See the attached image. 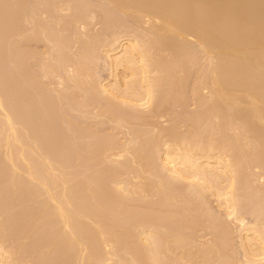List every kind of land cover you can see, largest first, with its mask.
I'll return each instance as SVG.
<instances>
[{"label":"bare ground","instance_id":"1","mask_svg":"<svg viewBox=\"0 0 264 264\" xmlns=\"http://www.w3.org/2000/svg\"><path fill=\"white\" fill-rule=\"evenodd\" d=\"M19 1L21 2V0ZM41 1L45 3V5H49V9L48 7H46L47 11H45L46 9H44V12L42 11L43 12L42 14H44L46 18L43 19L44 21L41 20L43 21V23H41L42 26L41 28L43 31L42 30L39 31V32L42 31L43 33L44 31H46V33L44 34L42 32L40 33V35L43 34L45 36L46 41L44 40L45 42L44 47L45 46L47 47L50 44L49 47L51 49L48 50H51V54L48 53V55L50 56L49 58L48 55L46 57L49 59L48 64L46 65L42 64L44 66H42V68L40 67L41 69L40 77L36 76L37 77L36 78L34 77V74L33 76H31V74L29 75L28 73L27 75L24 72L25 70H27L26 65L24 64L26 61L32 59L33 55H31V53H28L29 55L28 56L26 54L27 52L26 50H25L26 52L24 50H23L24 52L20 51L21 53L19 55V58L17 57L18 61L16 63L17 67H19L18 87H17L19 91L17 105L19 103V106L18 107L15 106L16 108L14 107L15 111L14 110L12 111L11 110L12 108L10 109L8 107L9 103H7V101L9 98L8 99L6 98L7 99L6 101L5 96H2V94H0V152L3 154V157L1 158H3V160L5 161L4 163H7L8 167L11 168L10 170H12L11 172L15 177L23 176V178L28 179L29 181L28 185L37 183L35 185H37L41 189V190L39 189L40 191H43L42 193H44V195L42 194V197L43 198L45 197L44 203L46 208L44 206V210L41 209L42 211L41 212L40 210H38V207L37 208L34 207L36 206L35 199L33 200L34 202L33 205H32L33 202L31 201L29 202L30 205H28L29 203L25 204V202L29 201L30 199L29 197H31L30 196L31 194L30 191H27V193L29 192V194L26 193L25 196L23 197L26 190L24 193L22 192L23 195L20 194L21 188L19 187H21L22 183L20 184L18 182H15L16 180L15 179V180H11V182H9L8 185L6 186L7 189H12L14 192V195H12V199L13 196L14 198H18L17 200L15 199L14 201H12L11 207H14L16 205L15 208L16 207L19 208L20 206L21 209V210L19 209L20 214L21 212L26 211L25 218L26 217L27 219L29 218L28 221L30 224L27 225L29 227L25 231V233L21 234L22 238L24 241L28 240L29 242L30 240L29 237H31L29 235H31L30 233L32 232L30 231V229L33 230L34 232L35 231L34 229H37L36 228L37 225L41 223L43 219L45 220L47 216L49 217L50 220L47 219L48 229L46 228V232L49 233L46 235L51 237L50 231L54 232L53 230H57L55 233L59 236L58 239L54 240L55 242L54 241L51 243L48 242L49 245L47 243L45 245L44 243L43 245L44 250L42 248V245H39L40 246L39 252L37 248L35 249L37 254L35 252L36 260L34 259L35 262L34 264H46L45 262L47 259H43V256L45 255L48 259L50 258H52L53 260L55 259V262L57 261L56 263L58 264H62L63 261L65 263L66 261L64 260V256L68 257L67 255L69 251L68 249H72L71 252H73L74 250H77L78 252L75 254L77 257L72 256L75 259V260L72 259V262L73 263L75 262L74 264H232L234 260L233 256L228 257L226 253V251H229L228 247L227 246H226L227 248L221 247L222 246L221 241L222 239L227 240L226 237L220 238L221 241H219V239H214V237L212 239H209L208 237H211L210 234L212 233L208 232L206 234L208 235V237H206V235L203 236L206 238L203 239L204 241L202 239L199 240V238H194L195 236H198L199 230L200 232L202 230L203 233H205L204 230L207 229L209 225L211 226L212 224H214L212 223L213 222L212 220L214 218L213 215L214 213H212L213 210H211V208L209 209V207H211L209 206L210 204L209 199H213V203L215 204L216 209L218 211L223 212L226 218L230 219L232 224L236 226L238 225L240 228L239 230L237 229L239 231L237 232L238 235L236 234L237 237L235 236L236 232L234 233V235L230 234V232L229 234L235 236L238 241L237 243L238 245L237 244L236 245L241 252L239 250L238 251L242 254L241 264H264V228H263L264 226L263 227L259 226L260 225L258 223L259 220L256 223L257 218L259 219L264 216V210L261 209L262 207H264V205H261L264 200L261 202L257 198L259 197L264 199V192L262 193L263 191L262 188L264 189L263 187L264 184L261 185L260 183H257L259 177L258 178L255 177L259 175L258 173H256V175L255 174L253 175V172L250 169L253 166L250 165L249 162L250 160L247 161V159H249L250 156H247L248 154H245L244 156V154L241 152L242 150L240 147L241 145L240 143H242L243 140L248 142V139H250L249 137H251L250 134L252 132H249L250 134L248 135L247 132L250 131L252 127L254 128V131L256 128L259 129L260 126L264 127V0H106L107 3L103 2V0H97L100 2V4L103 2L102 4L105 5L106 3L107 5V6L105 5L106 10L107 8H109V10L110 9L113 10L114 14L116 13V15L119 13V15L127 16L129 19L131 18L132 20L130 21H133V24L131 23L130 24L134 25L132 27L133 28L132 33L128 32L129 31L128 28L125 30V28L123 27L124 25L119 27V32L117 30L118 27L113 26V28L116 27L115 29L117 32L113 30H112L113 32H109L111 34L109 35L111 38L108 36L109 39L108 38L107 39L109 40V42L106 41L107 44L104 46L103 49L99 50L98 46H95L97 47L98 52H95L97 51L96 49L95 51H93V49L90 50L89 49L90 47L88 46H90L91 44L89 42L87 46L85 45L86 47L84 48L79 47L80 49L84 50V52L82 51L79 53L73 52V50L77 51V49H74V47L79 46L80 45L79 42L78 43L74 42L76 44L75 45L74 43H72L73 41L71 42V40H74V37L76 39L80 37L85 31V27L91 24V21L95 16V14L94 16H92L93 15L92 12H89V14L91 13V16H87L88 14L83 15L87 13V9L85 13L84 12L82 13L81 10L85 11L84 8L86 7L88 8V6H85L84 4L85 0L84 1L63 0L62 3L65 4L62 5L60 2L61 7H59L60 5L58 4L59 3L58 0H48L49 3L47 2V0L46 1L40 0L37 1V5ZM91 1L92 0H90V3L92 4ZM70 2H72V4ZM75 2H77L78 4L81 3L79 5L84 4L82 6L83 8L82 7L78 8L79 5ZM67 5L70 7H68ZM64 7H66L65 9L68 12V14L67 13L64 14L65 13V9H63ZM92 11H94V8L92 9ZM115 17L116 16H113V18ZM27 18L28 16L25 15L21 16L22 27L20 26L21 30L19 31V36H18V39L20 40L18 42L19 44L18 47H20L21 45L20 49H23L25 46V44L23 46L21 43L23 42L26 43V38H25L26 35L24 29H26L29 22L28 20H26ZM100 18H103V16L102 17L100 16ZM64 20L66 21L64 22ZM104 20L105 18L103 19V21ZM109 20L108 22H110ZM124 20H126V18L125 19L123 18V21ZM26 21H27V25L25 24L24 26L23 24ZM113 21L114 19L111 21L112 24L115 23V21L114 22ZM119 22L121 21L119 20ZM31 23L33 22H30V24ZM143 25H146V28H143L142 27ZM33 26L31 28H33ZM78 26H82L84 29ZM29 27L30 26H28V28ZM37 27L39 28V26ZM122 27L124 28L125 31L122 29ZM110 28L112 27L110 26ZM80 29L82 30V32ZM33 30L34 29H31V32ZM68 30L71 31L69 32V34L71 33L70 35L67 34L69 38L67 36L66 37L63 36L65 34V31L67 32ZM108 31L109 30L105 32ZM87 32H85L86 33L85 35H87ZM105 32L103 31V33ZM114 32H116L117 34ZM96 33H98V31ZM43 35L41 36L42 38H44ZM85 35H82L80 37L81 41L82 39H84V41L86 40L83 37ZM37 36L38 35H36V37ZM33 37H35V35ZM30 40L32 41L31 38L29 39V41ZM33 41L35 42V40ZM46 42L49 44L45 45ZM192 45H195V47ZM85 48L87 49L85 50ZM33 50H34V46H33ZM94 52L96 54H94ZM197 53L207 60V62L205 60L206 62L205 65L208 64L207 65L208 67L206 66L208 69L204 68L205 74L202 72L204 75L202 76L203 78H201L202 81L204 82L203 83L201 82L200 83L201 85L198 84L199 86H201V87L198 86L201 91L197 90L198 88L197 86H195L197 88L196 89L194 87L195 90H197L196 95H193V97L191 98L195 97V99H197L198 95H202L201 92L204 91L209 92V93L206 92L209 97L208 98L207 96L204 97L205 99H207L206 102L204 101L205 99L203 97L202 100L204 102H201L200 100H199L200 102L195 101L196 104L197 102L199 103V106L197 107L200 108L204 107L203 111L205 109L204 113H202L203 111L200 110L201 111L200 112L201 114H199L201 115L200 118L205 117L206 115H207L206 116L207 119L211 118L209 117L208 113L210 114L212 112V110L210 109L212 103L210 104L208 102L213 101L214 104L215 103L217 105L219 104L218 106L214 104H213L214 107L212 106L213 112L211 115H213L212 117L213 119L211 118V120L213 122L215 121L214 122L215 127L214 126L212 127L210 125V124L213 125V122L211 120L209 121V119L208 121L210 123L207 121L206 118H203V120L204 119L206 120L204 122L202 119H200V121L191 119L190 122L192 123L193 121L195 122L198 121V124L196 123L198 127L197 129H199V127L202 124L204 125V126L202 125L203 127L201 126L202 129L200 128L201 132L196 133L195 128L193 131L192 125L188 126L189 128L187 129L183 127L184 129H186V132L187 131L188 132L187 133L180 132V135L182 134L184 136H181L182 138H179L180 135L179 136L177 134L175 135V133H178L177 130L172 132L173 128L171 126L170 132H172L176 137L170 140V138L173 137V134L168 132V134L172 135V137H169L170 135H168L166 131L165 132L166 137H169V139H167L169 141H163L166 138H164L165 135L163 136V133L161 132L162 128L160 129V132L158 131V133L156 132L157 128L154 130L151 129L152 131L155 132L156 135H154L153 134L154 132L152 133V131L149 130L147 131L146 128L143 131H139V130L135 131V129L132 130V128L130 129V127L133 125L132 124L133 122L132 121H131L132 123L130 122L132 125H130L129 127L127 124L129 122L128 120H134L135 118H137L135 120H138L140 118V117L139 118L135 117L130 113L129 116L128 114L125 116L126 117L125 119H122L123 117H121L118 119L111 120L112 121L111 123L115 127H111V126L110 127L115 128L116 130L113 129L114 131H117V129H120L122 131L124 130L125 132L124 136H126V140L122 141L124 138L123 137L121 140L122 142L117 141V143H115L116 138L114 139L115 142H113L114 135L113 134L111 135L110 133L109 134L112 137V139L111 137L109 138L105 137L104 134L102 135V137L104 138L100 139L97 132L95 133L97 135H92V134L87 135V133L85 134L83 132L84 135L82 136L85 135L87 136L85 138L84 137L80 138L81 135L79 134L80 135L79 136L78 133L82 132L80 131L81 129H78L79 132L78 130L75 131V129H73L75 127L78 128V126L79 127L82 126L84 124L83 119L85 118H87V120L85 121H88L90 117L91 118L95 117L98 120L99 118H103L102 120H104L106 119L105 117H107L108 119V114L110 112L108 107H110L111 105H112L111 107L113 108L118 107L117 109L119 110L124 109V111L127 110L126 112L130 111L134 113L135 111L141 113V111L144 112L145 110L148 109L149 110L148 113L152 114V112L154 111L151 110L156 109L153 106V103L157 102L156 100H158L159 98L161 100L163 98L162 102L159 100L162 104L164 103L163 102L164 98H165V102L168 101L167 100L168 97L170 100L171 93L169 91L176 84H178L177 82L174 81H179L178 76L181 75V74L179 75V73H182L184 71V70L182 72L180 71L182 68L181 64L184 63L183 65L184 69L187 67V64L188 66H190L189 69L195 67L193 65H194V61L197 60L195 58L197 57L196 56ZM43 56L41 58H43ZM91 61L94 62L96 61L97 63H103L105 65L108 72L107 75L110 79L109 82L107 83L97 82L96 85L94 86L92 85V83L89 81L90 79L88 73L90 69V68L88 69V66L91 63ZM199 62H201L200 59ZM93 64L94 63L92 62V65ZM24 66H25V70H23ZM172 66L178 68V70L176 68V70L178 71L177 74L178 79L174 78L176 74H172L174 72V71L172 72L171 70ZM179 66H181V68ZM101 67L102 66H100V68ZM15 70H17V68ZM199 72H201V70ZM182 77L184 76L182 75ZM184 78L182 79L184 80ZM188 78L190 79V77ZM52 79H56L61 86L62 84H64L63 81L65 79V82L70 85V86L68 85L69 89L72 91L70 93L72 96V101L70 102L67 101V103L66 102L63 103V101L61 100L62 96H59L60 98L56 97L58 98V101L55 99L57 101V105L55 104L56 112H58L56 116L53 113L55 111H52L55 110V108L51 109L52 107L50 108L49 105H48V109L46 106L42 107L48 102L47 99L48 95L46 93L48 90L50 92L52 86L50 88L49 87L50 84L48 85L49 89L45 91L46 93L43 91L44 89H42V87H41L42 90L38 88L40 89V91H42L41 92L42 94L36 93L37 87H35L36 89L35 91L33 90L34 83L37 82L40 83L43 82V80L47 82V80H52ZM169 80H171L172 82H170ZM43 83L45 84V82ZM184 85L185 84H183L182 88L179 89L180 91L178 90V88H177L178 92L174 90L175 95H178L179 92L180 94H182L183 91L181 90L184 89L183 88ZM191 86L192 85H190V87ZM17 88H15V90H17ZM67 88L65 89L67 90ZM53 89H51V91ZM165 89L166 92L168 89L169 92V94H167V96L169 95L168 97L164 93ZM53 93H55V91ZM161 93H163L167 97V99L165 96L161 98L160 95ZM206 93L204 95H206ZM77 94H81L82 96H78ZM193 94H195V91ZM76 95L77 97H82V102L77 101L79 98L76 99ZM93 95H95L96 97L97 96L101 97L102 98L101 100L104 99L105 100L104 102H106L105 105L107 106L102 107V105H100L101 108L99 109L98 106L101 101L100 99H98L99 100L98 101L99 104L97 103L98 106L95 102L96 100L95 101L92 100V105H91V101L89 98H91ZM177 98L183 101L184 97L182 98L177 96ZM200 98L201 96L198 99ZM12 99L9 100V102L13 101ZM37 101H39V104L41 105L40 108L43 109V110L40 109L41 110L40 115L42 116L41 118L44 117L47 120V122L46 120L44 119L43 120L47 124H51V125H52L51 122H53L54 120L56 121L60 120L59 121L60 123L58 122L60 125L58 126H60L61 129H63L70 137L67 140L68 143L67 141L65 142L62 141L67 145L63 146V143L61 142L62 144L61 143L60 144L62 145L61 147L62 149L60 148L61 145L59 146V149L64 151L65 153H62V151L60 150L59 151L62 154H66V155H62L63 157H60L63 159V161L65 159L64 162L62 161V159L61 161H58L53 158V157L57 158L60 155L59 152H55L56 153L55 155V153L51 150L52 149L51 147H49L50 149L48 150V143L50 142L49 138L54 133H57V130L55 129L58 127L56 128L47 127V130L43 131L44 130L43 127H45V125L47 126V124L42 121L44 123V126H42L41 125L42 122L40 125L37 124L39 122V119H37L38 122L37 120L35 121L37 115H39L40 110H38L39 112H37L36 110L38 114L35 115V111L33 110H35L36 107H33L34 108L33 110L31 108L32 106H34V104L36 105L38 104L36 103ZM94 102L96 106H93ZM12 103L9 104V106L12 105ZM154 104L156 105L157 103ZM206 104H208L209 106L208 108ZM165 105H167V103ZM91 106H93L92 108L96 107V109L98 107L99 110L97 109L98 111L94 113H90L89 109ZM238 106L244 108L243 110L244 114L241 113L242 111L241 108L233 109V111H231L232 107L236 108ZM205 107L207 109H210L211 112L208 111ZM214 108L216 109V114H214L215 111ZM159 109L156 110V112L159 111ZM238 109L239 111H237ZM234 110L236 113L234 112ZM223 111H224V115L225 113L228 115V113L231 112L232 115L231 113L229 114V116L231 115L230 116L231 118L230 117L227 118V116L225 115L226 117L225 119V117H223V113H222ZM119 112L120 111H118V114L121 113ZM237 112L241 115L243 114L242 116H244L245 112H247L249 116L245 115L246 119L244 117L243 118L241 117L242 121L240 119L239 122L238 121L236 122L234 120L237 119L235 115L238 118H240ZM13 113L16 114L13 115ZM196 113H198V111H196ZM233 113H235L234 117H232ZM52 114H54V116H52ZM202 114L204 116H202ZM79 116L80 118H82V119L79 118V120H82L81 121L83 123L82 125L81 122L80 124H78L79 122H77L79 121L77 119V117ZM113 116L115 115L113 114ZM153 117L156 118V116ZM185 117H189V115ZM248 118H250L251 120L250 119L247 120ZM96 119H93L92 121ZM151 119L153 120V118ZM197 119L199 118L197 117ZM232 119L235 122L232 123L233 121ZM248 121L249 122L252 121L254 126L251 122L252 125L250 127L249 125L250 123ZM186 122L190 123L189 121ZM100 123L101 122H99V124ZM188 123H186L185 126H187ZM234 123L236 124L233 125ZM86 124H88V122L85 123L84 125ZM88 126L86 127L87 129H89ZM232 126H234L235 128L237 127L240 130V132H242L241 131L242 128H243L242 130L246 129L247 131L246 130L244 131V133H246V135L244 134L245 135L244 137L246 138L248 136V139L246 140L244 137H241L239 135V134L242 135L243 133L237 134L238 129L236 128L237 130H235V128ZM231 127L235 132L231 130ZM150 128H155V127H153L152 125V127ZM174 128L177 129L180 127L178 126L176 128V126H174ZM260 128L262 129V127ZM168 129L170 130V128ZM230 130L232 134L229 132ZM89 131L91 130L89 129ZM259 132H261L260 129ZM259 132L258 134H256L257 136L260 135ZM233 133L236 134L233 135ZM255 133L256 132H253V135ZM152 134L154 135V140H156L157 142L160 140L158 143L157 142L156 144L154 143V145H153L154 140L151 141V138L153 137ZM230 135H232V137ZM237 135L240 138L239 140L242 141L237 140L238 139L236 138ZM233 136H235L236 139ZM227 137H228V141H227ZM229 137H231L232 139ZM252 137H251L252 141L251 140L250 141H251V145L253 142L254 145H252V148H250L251 153L254 147L257 144H258L257 146H259L260 144L258 138L255 139L254 141ZM230 139L234 141L233 145ZM79 141H81V143H79L78 145ZM46 142H47L46 146L42 145ZM262 145L264 146V144ZM78 146L81 149L80 148L78 149ZM259 147H255V148L258 150ZM55 148H58V146H55ZM236 148L241 154L236 151ZM75 149L76 152L80 151L79 154H76L74 152ZM256 149L254 150L257 152ZM259 149L262 150L261 148ZM233 152L235 154H233ZM251 153L250 155H253V153L252 154ZM85 154L86 155L88 154V159L83 164L84 158L87 157L84 156ZM230 154H231L230 159L232 160H230L229 158L226 159L227 157H229ZM82 155L84 156L82 158L83 160H81ZM64 156L66 158H64ZM236 157L239 158L236 159ZM259 157L260 156H257V159ZM252 158L256 159L255 157ZM80 161L81 162L83 161L82 162L83 166L80 165L81 164ZM246 161L249 163L247 164ZM256 164H260V162ZM76 165L78 166V168ZM257 166H255V168ZM245 167H247V169ZM261 167L257 169H261ZM262 174L264 175V172ZM161 178H164L165 181L163 182L162 181L163 179L161 180ZM173 184H179L177 187L179 188V190L181 189L179 186L182 187L181 189L182 193L178 191L180 193L178 194L176 192V189H173L174 188L172 187L174 186ZM258 184H260L261 186ZM6 187L4 185V189H6ZM17 187L18 189H16ZM235 187L239 189L234 190ZM15 190L17 191L19 190V195H17L18 192ZM233 190L236 191V193L235 192L233 193ZM241 191H243L244 193ZM257 193L261 196H258ZM35 194L36 193L33 192V195ZM233 194H235L234 195L235 197L233 196ZM237 194H239V197L240 194H242L243 197L242 196L241 197L243 199H245L246 197L248 198L251 197V198L245 201L242 198H238ZM15 195L17 196L15 197ZM40 196L38 197L34 196V197L36 199H41L39 198ZM204 197L205 199L207 198L208 202L207 200L204 199ZM1 198L2 197H0L1 200L0 203L2 202L3 199ZM236 199H238L239 202L238 200L236 202ZM240 199H242V201H244V203L247 204L245 205L247 206V208L249 207L250 200H251V204L255 202L254 204H252L253 209L257 206V208H255L256 209L255 211L256 212L258 211L259 213L257 214V218L255 219V222L252 225H247L249 223L244 224V221L242 220L243 218H241L242 217L241 213L243 214L245 213L243 211L238 210L239 212H241L239 214V212L237 211V209L240 208V204H243V202ZM23 200H25V202ZM17 201L18 204L20 205L16 204ZM21 201L24 202L23 205L25 206L22 205ZM189 205L198 207V210L196 209V207H194L196 210L193 207L191 208L195 210L196 214L197 211L198 213L200 212L198 214L199 216L193 218V220H189L188 218L190 217L187 218V216H184L185 218L184 217L182 218L181 216L177 217V215H182L184 213L186 214L190 213L191 216L195 217L194 215L195 212H193L192 214L191 212L193 210L190 207H189L190 211L189 212L187 211V207ZM37 206L40 207V205ZM258 207L259 210H257ZM24 208L26 210H23ZM29 208L33 210L34 214L33 212H31L32 210L30 211ZM132 209L144 210V213L147 212V214L145 213L146 215L144 214L139 216L140 214L138 215V213L140 212L137 211L138 212L137 215L133 214L135 210L132 211ZM35 211H37L38 213ZM164 212H167L168 214L170 212L169 215H171L172 218L173 217L178 218L176 220L177 221L179 220L180 223L174 221L175 219H172L174 221L173 223L175 224L176 222L178 225L182 224L183 227L181 225V229H180L179 228L180 225L177 226L176 224L177 226L176 228L178 229L170 230L172 229V227L174 228L173 226L174 224L171 223L172 225L170 224L166 225L167 227L168 225H170V228H168L169 229L168 230L166 229V227L162 226L165 221L163 222L160 216L161 214L163 215ZM155 213H157L156 215L158 216L160 215V216L158 218L156 217L154 218ZM23 216L24 215H22L21 217ZM164 217H165V213H164ZM179 217L181 218L179 219ZM31 218L33 219V222L31 221ZM127 218L129 219L127 220ZM21 219L24 220V217ZM181 219L183 220L181 221ZM159 220H161L163 223ZM25 221L27 220L25 219ZM45 221L44 222L42 221V224L46 223ZM167 221L165 223H167ZM51 222H53V224L51 226L50 225L48 226V223L51 224ZM220 222L221 221L219 220V224ZM122 223H126V225ZM21 224L24 226L23 223ZM219 224L218 225L217 223L214 224L216 225L214 226V228H216L217 226L220 227L221 224L220 225ZM39 226L40 225H38V227ZM125 226H127V228ZM41 227L42 226H40L38 230L41 229L44 230L45 228L44 224H43L44 228ZM49 227L51 228V230H49L50 229ZM52 228L54 229L52 230ZM58 228L60 230H58ZM212 229L213 227L211 228V230ZM216 229L214 230L216 233H218ZM218 229L221 230V228ZM1 230L2 229H0V233L3 234L2 235L0 234V263L1 264H33L32 262L33 257L31 258V256L34 255L33 253L34 250H31V246L28 247L30 248V250L28 249V251L29 252L31 251L30 252L31 254H29L28 251L22 249L24 250L22 253L27 252L28 254L24 253V255L22 254V256H18V254H21V252H18V247H14V245L12 247L9 244V243H13V239L9 240L8 238L11 237L9 235H8L9 237L5 235L4 229L2 231ZM6 232L8 231L6 230ZM194 232L197 235H195ZM224 233L227 234L226 232ZM219 234H217V236ZM229 234H227L228 238H229ZM57 235H55V238H57ZM193 235L195 236L193 237ZM200 235L201 234H199V236ZM120 236L122 237L125 236L126 238L125 237L124 238L128 240L121 243L120 240L122 239V237ZM6 237L10 241L9 243L7 239H5ZM119 237L121 238L120 240ZM216 240L218 244H221V246L215 243ZM51 244L52 245L55 244L53 248ZM47 245L49 248L47 247ZM120 246H122L121 249H119ZM13 248L16 251H14ZM24 248H27V246ZM45 248L47 249L46 251ZM60 248H62L63 250ZM50 249H53L54 254L58 256L57 260L56 257H52L54 255L51 254L53 253L52 250H51L52 252L50 253ZM229 249L231 250V248ZM118 250L119 253L122 252L121 254L126 255L125 259H123L124 256L123 257L119 256L120 254H118ZM19 251H21L20 248ZM41 251L42 253L40 254ZM232 252L230 251L228 253L232 254ZM239 252L238 254L239 256H241ZM38 253L42 257L41 256L38 257ZM59 254L61 256L60 260H58L60 257ZM52 259L48 261H51ZM51 262H52L51 264H53V261ZM49 263L50 262H48V264Z\"/></svg>","mask_w":264,"mask_h":264},{"label":"rangeland","instance_id":"2","mask_svg":"<svg viewBox=\"0 0 264 264\" xmlns=\"http://www.w3.org/2000/svg\"><path fill=\"white\" fill-rule=\"evenodd\" d=\"M32 1V2H31ZM37 1H40V0H21V2L19 1V0H0V94H2V96H5V100L7 101V99H8V101H7V103H9V104H11L12 102V105H10L9 106V104H8V107L13 111H15V108L16 107H18L19 106V103H18V105H17V102H18V95H19V91H18V74H19V67H17V61H18V58H19V55H20V51H25L26 52V54L28 55V53H31V55H33V57H32V59H30V60H28V61H26L25 62V64L24 65H26V69L27 70H25V66L23 67V70H25L24 72L27 74H31V76H33V74H34V77H40L41 76V69H40V67L42 68V66H44V65H42V64H48V61H49V56L50 55H48V53L49 54H51V50H48V49H51L49 46H50V44L49 43H47L46 42V44L45 45H48L47 47L45 46L44 47V40H45V36L43 35L44 33H46V31H44V33L42 32L43 30H42V26H41V23H43V19H45L46 17H45V15L44 14H42L43 12H44V9H46L45 11H47V8L46 7H48V9H49V5H45V3H43L42 1L41 2H39V4L37 5ZM43 1H46V0H43ZM65 1V0H64ZM69 1H71V0H69ZM75 1V0H74ZM77 1V0H76ZM84 1V0H83ZM89 1V2H88ZM94 1H97V0H92L91 2H92V4L90 3V0H85L84 1V4H85V6H88V8L86 7V8H84L85 9V11L84 10H81L82 11V13L84 12H86V9H87V13H85V14H83V15H87V16H91V13L89 14V12H92L93 13V15L92 16H94V14H95V16L93 17V22L91 21V24H89L88 26H90V27H85V31H84V33L82 34V35H85L86 33L85 32H87V30H88V32H87V35H85V36H83L86 40L84 41V39H82V41H81V36L80 37H78L77 39L74 37V40H71V42L72 43H78L79 42V46H75L74 47V49H77V51H75V50H73V52L74 53H79V52H84V50H82V49H80L79 47H86L87 46V44H89V42H90V46H88V47H90L89 49L91 50V49H93V51H95V49L97 50V51H95V52H98V49H97V47H95V46H98V48H99V50L100 49H103L104 48V46L107 44L106 43V41H108L109 42V35H111L109 32H113V31H116V27H118L117 28V30H118V32H119V27L120 26H122V25H124L123 27L125 28V30L128 28V32L129 33H132V27L134 26V25H131V24H133V21H130V20H132L131 18L129 19L127 16H123V15H119V13L116 15V13L114 14V11L113 10H109V8H107V10L105 9L106 7H105V5H106V0L104 1L103 0V2H106L105 3V5L104 4H100V2L99 1H97V2H94ZM47 2L49 3V1L47 0ZM56 2V1H55ZM59 2V3H58ZM58 4L60 5V2H61V4L63 5V4H65V3H62L63 2V0H58ZM73 2V1H72ZM72 2H70L71 4H72ZM79 2V1H78ZM82 2V1H81ZM87 2H88V4H87ZM33 3V4H32ZM41 3H43V4H41ZM75 3H77V2H75ZM83 3V2H82ZM90 3V4H89ZM23 5V7H22V5ZM78 4V3H77ZM79 4H81V3H79ZM78 4V5H79ZM83 4V5H84ZM100 4V5H99ZM30 5V6H29ZM34 7V9H33V7ZM51 5V4H50ZM57 5V4H56ZM58 5V6H59ZM83 5H79L78 6V8L79 7H82ZM97 5H99V6H97ZM28 6V7H27ZM43 6V7H42ZM68 6V5H67ZM66 6V7H67ZM71 6H73V5H71ZM94 6V7H93ZM102 6V7H101ZM104 6V7H103ZM107 6V5H106ZM20 7V8H19ZM39 7V8H38ZM51 7V6H50ZM59 7H61V5L59 6ZM63 7V6H62ZM66 7H64L63 9H65ZM68 7H70V6H68ZM109 7V6H108ZM30 8V9H29ZM83 8V7H82ZM94 8V11H92V9ZM100 8V9H99ZM111 8V7H110ZM19 9V10H18ZM23 9H24V11H23ZM29 9V10H28ZM40 9H42V10H40ZM68 9V8H67ZM20 10H22V11H20ZM38 10V11H37ZM34 11V12H33ZM43 11V12H42ZM49 11V10H48ZM81 11H80V13H81ZM96 11H99V12H96ZM103 11V12H102ZM107 11H108V13H107ZM29 12V13H28ZM38 12V13H37ZM33 13H35V14H33ZM68 14V12L66 11V9H65V13L64 14ZM102 13H103V15H102ZM107 13V14H106ZM110 13H112V14H110ZM21 14V15H20ZM38 16H37V15ZM40 14V15H39ZM101 14V15H100ZM22 15H25V16H28V18L26 19V20H28L29 22H28V25H27V21L23 24L24 26H25V24L27 25V27H26V29H24L25 30V35L27 36L28 34V36L26 37L25 36V38H26V43L25 42H23V43H21L23 46H24V44H25V46H24V48H23V46H22V48L23 49H20V47H21V45H20V47H18L19 46V44H18V42L20 41L19 39H18V36H19V31L21 30L20 28L22 27V23H21V16ZM102 17L103 16V18H100V16ZM106 15V16H105ZM108 15V16H107ZM111 15V16H110ZM36 16V17H35ZM42 18H41V17ZM99 16V17H98ZM113 16H118L117 18L115 17V18H113ZM121 16V17H120ZM110 17V18H109ZM120 17V18H119ZM39 18H40V20H39ZM96 18V19H95ZM105 18V20L103 21V19ZM108 18V19H107ZM123 18L125 19L126 18V20H124L125 21V23H124V21H123ZM127 18H128V20H127ZM32 19V20H31ZM88 19V18H87ZM106 19H107V21H106ZM110 19V20H109ZM114 19V21H115V23H113L112 24V20ZM34 20V21H33ZM41 20H43V21H41ZM86 20V19H85ZM101 20V21H100ZM108 20L110 21V22H108ZM119 20L121 21V22H119ZM41 21V22H40ZM66 20H64V22H65ZM95 21V22H94ZM97 21V22H96ZM103 21V22H102ZM113 21V22H114ZM30 22H33V23H31L30 24ZM98 23V24H97ZM103 23V24H102ZM128 23H129V25H128ZM131 23V24H130ZM30 24V25H29ZM39 24V25H38ZM106 24V25H105ZM111 24V25H110ZM117 24H118V26H117ZM34 25V26H33ZM109 25V26H108ZM21 26V27H20ZM23 26V27H24ZM28 26H30L29 28H28ZM33 26V28H31ZM36 26V27H35ZM37 26H39V28L37 27ZM72 26V25H71ZM110 26L112 27V28H110ZM113 26H116V27H114L113 28ZM145 26V27H144ZM76 27H77V25H76ZM78 27H82V26H78ZM122 27V29L124 30V28ZM143 28H146V25H143L142 26ZM41 28V29H40ZM83 28V27H82ZM87 28V29H86ZM105 30H104V29ZM31 29H34L32 32H31ZM39 29V30H38ZM84 29V28H83ZM110 29H111V31H110ZM115 29V30H114ZM40 30H42L41 32L43 33V34H41L40 35V33L41 32H39ZM81 30V29H80ZM107 30H109L108 32H105V31H107ZM113 30V31H112ZM124 30V31H125ZM27 31V32H26ZM29 31V32H28ZM98 31V33H96ZM103 31L105 32V33H103ZM121 31V30H120ZM134 31V30H133ZM31 32V33H30ZM38 32V33H37ZM69 32H71L70 30H68L67 32L65 31V34L63 35V36H67V34L68 35H70L69 34ZM79 32V31H78ZM81 32H82V30H81ZM117 32V31H116ZM116 32H114V33H116ZM5 33V34H4ZM94 33V34H93ZM114 33H113V35H114ZM31 34V35H30ZM32 34H34L35 35V37H36V35H38L37 37H36V39H35V37H33L34 35H32ZM91 34V35H90ZM99 34V35H98ZM117 34V33H116ZM44 36V38H42L41 36ZM46 35V34H45ZM90 35V36H89ZM101 35V36H100ZM104 35V36H103ZM16 36V37H15ZM31 36V37H30ZM87 36H89V37H87ZM97 36V37H96ZM107 36V37H106ZM109 36V37H108ZM68 37V36H67ZM101 37V38H100ZM104 37V38H103ZM4 38V39H3ZM28 38V39H27ZM32 39V41L33 40H35V42L33 41H29V39ZM69 38V37H68ZM88 38V39H87ZM96 38V39H95ZM103 38V39H102ZM108 38V39H107ZM111 38V37H110ZM95 39V40H94ZM15 40V41H14ZM17 40V41H16ZM78 40V41H77ZM91 40H93V41H91ZM46 41V40H45ZM191 41V40H190ZM29 42V43H28ZM38 42V43H37ZM81 42V43H80ZM29 44V46H28V44ZM74 43V44H75ZM104 43V44H103ZM193 43V42H192ZM36 44V45H35ZM98 44V45H97ZM76 45V44H75ZM78 45V44H77ZM86 45V46H85ZM103 45V46H102ZM27 46V47H26ZM33 46H34V50H33ZM192 46H194L195 47V45H192ZM30 47V48H29ZM32 47V48H31ZM95 47V48H94ZM102 47V48H101ZM39 48V49H38ZM193 48V47H192ZM46 51H45V50ZM87 48H85V50H86ZM23 51V52H24ZM33 51V52H32ZM37 51V52H36ZM45 51V52H44ZM48 51H50V52H48ZM18 54H17V53ZM40 54H39V53ZM94 52V54H96ZM7 53H10V54H7ZM35 55H34V54ZM39 54V55H38ZM44 56H43V55ZM5 55V56H4ZM47 55H48V58H46L47 57ZM200 54H198L197 53V57H195L197 60H195L194 61V65L193 66H195V67H193V68H190V69H192V70H190L189 69V67L190 66H188V64H187V67L184 69L183 67V65H184V63L183 64H181V66H182V68H181V66H179L180 68H181V72L182 73H179V75L180 76H178V78H179V81H174V82H177L178 84H176L173 88H171L170 89V93H171V96H170V100H171V102H170V100H169V95L167 96V94H169V92H168V89H167V92H166V89H165V91H164V93H165V95L168 97V99H167V97L163 94V93H161L160 95H161V98L163 97V96H165L166 97V99L168 100L167 102H165V98H164V105L167 103V105H163L161 102H162V100H163V98L160 100V95H159V99L158 100H156L157 102H154V103H157L156 105L153 103V106H154V108H156V109H153V110H151V111H154V112H152V114H150V113H148V109L147 110H145L144 112H142L141 111V113L140 112H136L135 111V113L134 112H130V111H128V112H126L127 110H125L124 111V109H117L118 107H108V109H109V114H108V119H107V117H105L106 119H104V120H102L103 118H99V120L98 119H96L95 117H93V118H91L90 117V119H88V121H85V120H87V118H85V119H83V123L85 124V123H87L88 122V124H86V125H84L81 121L82 120H79V118H80V116L79 117H77V119L79 120V121H77V119H76V121L77 122H79L78 124H80V122H81V125L82 126H78V128H73V129H75V131H77L78 129H81L80 131H82V132H79V130H78V135L80 134L81 135V137L80 138H82V137H86L87 135H99V138L100 139H102V138H104V137H102V135L104 134V136L105 137H111L110 136V134L112 135H114V138H113V142H115V138H116V142L115 143H117V141L119 142V141H121L122 140V138H123V140L122 141H125L126 140V136H124L125 135V132H124V130L122 131V130H120V129H117V131H114V130H116L115 128H111V127H115V126H113V124L111 123L112 121L111 120H113V119H118V118H121V117H123L122 119H125L126 117V115L128 114V116H129V114L131 113L133 116H135V117H140L138 120H135V119H137V118H135L134 120H128L129 122L127 123L128 124V126L130 127V125H132L131 127H130V129L132 128V130H134L135 129V131H143L145 128H146V130L148 131H152L151 129H156V132L158 133V131L160 132V129H161V132L163 133V136L165 135V137L164 138H166V139H164L163 141H169V140H167V139H169V137H172V135H170V134H168V132L169 133H171V134H173L172 132H174V131H176L177 130V132L179 133H175V135L177 134L178 136L180 135V132H182V133H185L186 132V129L187 128H189L188 126H193V131H194V128H195V132L196 133H199V132H201L200 131V128L202 129V127L204 126L203 124H202V121H201V124L203 125H201L200 123V125L202 126H200L199 127V129H197L198 127H197V124H198V121H200V119H202L203 120V118H206L207 119V115L205 116V117H201L200 118V116L201 115H199V114H201L200 112V110H202L203 111V108H200V107H197V106H199V103L198 102H206L207 101V99H205L204 97L205 96H207V98L209 97L208 96V94L207 93H209L208 91H204V92H201V94L202 95H198V97H197V99L201 96V98L200 99H195V97L194 98H191V97H193V95H196V91L197 90H199V91H201L200 90V88L199 87H201V86H199L198 84H200L201 82L203 83L204 81H202V79L201 78H203L202 76L205 74L204 72H205V69L204 68H207L208 66V64H206L205 65V63L207 62V60L204 58V57H202L201 55L199 56ZM3 56V57H2ZM8 56V57H7ZM13 56V57H12ZM29 56V55H28ZM35 56V57H34ZM43 56V58H41ZM198 56H199V58H198ZM18 57V58H17ZM202 57V58H201ZM8 58V59H7ZM48 59V60H46V59ZM204 58V59H203ZM12 59V60H11ZM46 61H45V60ZM199 59H200V61L201 62H199ZM34 60H35V62H34ZM41 60V61H40ZM205 60H206V62H205ZM30 61V62H29ZM45 61V62H44ZM203 61V62H202ZM4 62V63H3ZM6 62H8V63H6ZM12 62V63H11ZM15 62V63H14ZM47 62V63H46ZM92 62L94 63L93 65H92ZM96 62V61H95ZM94 61H91V63L89 64V66H88V69H89V81L92 83V85L94 86V85H96V83L97 82H104V83H107V82H109L110 81V79H109V77H108V72H107V68L105 67V65L103 64V63H95ZM198 62V63H197ZM29 63H31V64H29ZM10 64H12V65H10ZM5 65V66H4ZM7 65V66H6ZM29 67H28V66ZM38 65V66H37ZM192 65V64H191ZM204 65H205V67H204ZM2 66V67H1ZM12 66H14V67H12ZM33 66H34V68H33ZM100 66H102L101 68H100ZM185 66H186V64H185ZM199 66H202V67H199ZM207 66V67H206ZM39 67V68H38ZM197 67V68H196ZM17 68V70H15ZM36 68H38V69H36ZM176 68L177 67H174V66H172V68H171V70H172V72L174 71V72H176V73H172V74H176L175 76H174V78H177V74H178V68H177V70H176ZM13 69H14V71H13ZM29 69H31V70H29ZM195 69V70H194ZM208 69V68H207ZM206 69V70H207ZM30 71V73H29V71ZM40 70V71H39ZM170 70V69H169ZM197 70H198V73H197ZM201 70V72H199ZM16 71V72H15ZM96 73H95V72ZM179 71V72H180ZM186 71V72H185ZM191 71V72H190ZM196 71V72H195ZM208 71V70H207ZM33 72V73H32ZM39 72V73H38ZM92 72V73H91ZM104 72V73H103ZM106 72V73H105ZM204 74H203V73ZM36 73H37V75H36ZM91 73V74H90ZM193 73V74H192ZM196 73H197V75H196ZM15 74V75H14ZM27 74V75H28ZM187 74V75H186ZM182 75L185 77V78H187V79H185L184 77H182ZM196 75V76H195ZM173 76V75H172ZM190 77V79L188 78V77ZM11 77V78H10ZM36 77V78H37ZM102 77V78H101ZM108 79H107V78ZM14 78V79H13ZM17 78V79H16ZM104 78V79H103ZM106 78V79H105ZM177 78V79H178ZM182 78H184V80L182 79ZM197 78H198V80H197ZM11 79V80H10ZM102 79V80H101ZM100 80V81H99ZM105 80V81H104ZM188 80V81H187ZM194 80H195V83H194ZM204 80V79H203ZM11 81V82H10ZM52 81V82H51ZM55 81V82H54ZM170 82H172L171 80H169ZM168 81V82H169ZM43 82H45V84H46V86H45V84L43 83ZM43 82H37V83H39V84H37V83H34V86H33V90L35 91L36 89H37V91H36V93L38 94V93H40V94H42L41 92L42 91H40V89H41V87H42V89H44L43 91L45 92V91H47V89H49V87L51 88V86H52V88L51 89H53L54 87V91H55V93H53L54 91L52 90L51 91V89H50V92H49V90L47 91V95H48V97H47V99H48V102L44 105V106H42V107H47V109H48V105H49V107L51 108V109H54L55 108V110H52V111H55V112H53L54 114H55V116L58 114V112H56V106H55V104L57 105V101H58V98H56V97H59V96H62V101H63V103H67V101L68 102H70V101H72V96H71V90L69 89V84L68 83H66L65 82V79H64V84H62V86L57 82V80L56 79H52V80H47V82L45 81V80H43ZM50 82V83H49ZM167 82V83H168ZM169 82V83H170ZM186 82V83H185ZM193 82V83H192ZM199 82V83H198ZM16 83H17V85H16ZM185 84L184 86H183V88L185 89H182L181 91H183L182 92V94H180V92L178 93V95H175V91L174 90H176L177 91V88H178V90L179 89H181L182 88V85L183 84ZM36 84V85H35ZM44 84V85H43ZM50 84V85H49ZM189 84V85H188ZM4 85V86H3ZM48 85H49V87H48ZM57 87H56V86ZM64 85H66V86H64ZM69 85V86H68ZM190 85H192L191 87H190ZM201 85V84H200ZM62 88H67V86H68V88H67V90L64 88V89H62ZM64 86V87H63ZM188 86V87H187ZM195 86H197V88L195 87ZM199 86V87H198ZM3 89H2V88ZM35 87H37L36 89H35ZM46 87V88H45ZM168 87V86H167ZM187 87V88H186ZM193 87V88H192ZM197 89V90H195V88ZM15 88H17V90H15ZM38 88H40V89H38ZM60 88H61V91H60ZM41 89V90H42ZM58 89H59V91H58ZM194 89V90H193ZM3 90H5V91H3ZM56 90H57V92H59V93H57L56 92ZM62 90H64V91H62ZM70 90V91H69ZM40 91V92H39ZM180 91V90H179ZM190 91V92H189ZM194 91H195V94H193L194 93ZM198 91V92H199ZM43 92V93H44ZM48 92H49V94H48ZM52 92V93H51ZM62 92V93H61ZM178 92V91H177ZM184 92H186V93H184ZM207 92V93H206ZM5 93V94H4ZM57 93V94H56ZM67 93V94H66ZM189 93V94H188ZM200 93V92H199ZM206 93V95H204ZM4 94V95H3ZM14 94V95H13ZM16 94V95H15ZM63 94H64V96H63ZM163 94V95H162ZM8 95V96H7ZM52 95V96H51ZM70 95V96H69ZM78 96H82L81 94H77ZM77 95H76V99L77 98H79V99H81V100H77V101H80V102H82V97H77ZM175 95V96H174ZM51 96V97H50ZM95 98H94V97ZM91 98H89L90 99V101H91V105H92V100L93 101H95L96 102V104L98 103V99H102L101 97H99V96H95V95H93ZM177 96H179V97H184L183 98V101L181 100V99H179V98H177ZM13 99H12V98ZM99 97V98H98ZM202 97L205 99L204 101L202 100ZM7 98V99H6ZM60 98V97H59ZM70 98V99H69ZM173 98V99H172ZM186 98H187V101H186ZM188 98H189V100H188ZM13 100V101H10L9 102V100ZM50 99V100H49ZM53 99V100H52ZM57 101H56V100ZM68 99V100H67ZM66 100V101H65ZM161 102H160V101ZM179 100V101H178ZM200 100V101H199ZM209 100V99H208ZM15 101V102H14ZM54 101V102H53ZM105 100L103 99V100H101L100 101V104H99V106H98V104H97V106L99 107V109L101 108V106L100 105H102V107H106L107 105H105V103L106 102H104ZM160 103H159V102ZM177 101V102H176ZM181 101H182V103H181ZM194 101V102H193ZM195 101H198L197 102V104H196V102ZM211 101V100H210ZM56 102V103H55ZM95 102L93 103L94 105L93 106H96V104H95ZM216 102V101H215ZM36 103H38L39 104V101H37ZM77 103H79V102H77ZM102 103H104V104H102ZM177 103V104H176ZM184 103V104H183ZM208 103H212V106H213V104H214V102L213 101H211V102H208ZM36 105V104H34V106H32V110L34 109L33 107H36L35 108V110H33V111H35V115L36 114H38L37 112H39L38 110H43L42 108H40L41 107V105L39 106V105ZM200 104H202V103H200ZM209 104V105H210ZM7 105V104H6ZM159 105H160V107H159ZM175 105V106H174ZM181 105V106H180ZM196 105V106H195ZM207 105V108L209 107L208 106V104H206ZM214 105H217L216 103L214 104ZM219 105V104H218ZM217 105V106H218ZM16 106V107H15ZM93 106H91L90 107V109H89V112L90 113H94V112H96V111H98L99 109H98V107H97V109H96V107H94V108H92ZM114 106V105H113ZM153 106H152V108H153ZM156 106V107H155ZM158 106V107H157ZM162 106V107H161ZM168 106V107H167ZM171 106V107H170ZM177 106V107H176ZM203 106V105H202ZM212 106H210L211 108V110H212V112H213V109H212ZM15 107V108H14ZM58 107V106H57ZM166 107V108H165ZM214 107V106H213ZM92 108V109H91ZM160 108V109H159ZM200 108V109H199ZM206 108V107H205ZM206 108V109H207ZM237 108H241V113H243V110H244V108L243 107H236V108H233L232 107V110L231 111H233V109H237ZM94 109H95V111H94ZM159 109V111H157L156 112V110H158ZM210 109H207L208 111H210ZM215 109V108H214ZM224 109H226V108H224ZM36 110H37V112H36ZM41 110H40V112H39V115H37V117H36V119H35V121L37 120V119H39V122H38V120H37V124H41V122L43 121L44 123H46L47 122V120L43 117V118H41L42 116L40 115L41 114ZM92 110V111H91ZM116 110H117V112H116ZM229 110H230V108H229ZM118 111H120L119 113L120 114H118ZM167 111V112H166ZM171 111H173V112H171ZM196 111H198V113H196ZM207 111V112H208ZM226 111V110H225ZM237 111H239V109L237 110ZM193 112H194V114H193ZM205 112V109H204V111L202 112V113H204ZM211 112V111H210ZM212 112L209 114L208 113V115H209V117H213V115H211L212 114ZM227 112H228V110H227ZM230 112V111H229ZM234 112H235V110H234ZM61 113V112H60ZM116 113V114H115ZM139 113V114H138ZM165 115H164V114ZM223 113V117H225V115L227 116V118L228 117H230L231 115H232V113H231V115L229 116V114L230 113H228V115L225 113V115H224V111L222 112ZM236 113V112H235ZM235 113H233V116L232 117H234V114ZM238 113V112H237ZM247 112H245V115H248V113L246 114ZM16 114V113H15ZM14 113H13V115H15ZM54 114H52V116H54ZM111 114V115H110ZM113 114L115 115V116H113ZM124 114V115H123ZM137 114V115H136ZM143 114V115H142ZM159 114V115H158ZM167 114H168V116H167ZM174 114V115H173ZM198 115V116H196V115ZM206 114V113H205ZM214 114H216V109H215V111H214ZM239 114V113H238ZM244 114V113H243ZM242 114V115H243ZM121 115V116H120ZM152 115V116H151ZM187 115H189V117H185V116H187ZM241 114H239V117L240 118H238L236 115H235V117L238 119H234L236 122L238 121L239 122V120L241 119V121H242V118L244 117L245 119H246V117H245V115L244 116H242ZM94 116V115H93ZM117 116V117H116ZM131 116V115H130ZM132 116V117H133ZM153 116H156V118L155 117H153ZM163 116V117H162ZM191 116V117H190ZM202 116H204L203 114H202ZM215 116V115H214ZM249 116V115H248ZM109 117H110V119H109ZM111 117H113V118H111ZM197 117L199 118V119H197ZM242 117V118H241ZM51 118V117H50ZM54 118V117H53ZM151 118H153V120L151 119ZM183 120H182V119ZM194 118V119H193ZM211 118L209 119V121L211 120ZM231 118V117H230ZM46 120V122L44 121V120ZM80 119H82V118H80ZM93 119H96V120H94V121H92ZM148 119V120H147ZM172 119V120H171ZM191 119L192 120H198V121H193V123L192 122H190L191 121ZM208 119H207V121H208ZM213 119V118H212ZM215 119V118H214ZM225 119H226V117H225ZM250 118H248L247 120H249ZM175 120H177V121H175ZM181 120V121H180ZM184 120H185V123H184ZM233 120V119H232ZM232 120H230V121H232ZM232 121V123L233 122H235V121ZM251 120V119H250ZM60 121V120H59ZM59 121H56V120H54L53 122H51L52 123V125L51 124H47V126L45 125V127H43L44 128V130L43 131H46L47 130V127L48 128H53V127H58V128H56L55 130H57V133H54L53 135H51V137L49 138V143H50V145H49V143H48V150L50 149L49 147H51L52 149V151L55 153V152H59L60 153V155L57 157V158H55V157H53L54 159H56V160H58V161H61V159L62 158H60V157H63L62 155H66V154H62V153H65L64 151H62V150H60L59 149V146L63 143V146H65V145H67L66 143H64L65 141H67L70 137L68 136V134L63 130V129H61V127L60 126H58V125H60L59 123ZM103 121V122H102ZM133 123H132V122ZM153 121V122H152ZM157 121V122H156ZM168 121H170V122H172V123H170V122H168ZM186 121H189L190 123H188V122H186ZM204 121H206L205 119L203 120V122ZM208 121V122H209ZM212 121V120H211ZM42 122V126H44V123ZM57 122V123H56ZM59 122V123H58ZM93 122V123H92ZM94 122H96V123H94ZM98 122V123H97ZM99 122H101L100 124H99ZM108 122V123H107ZM132 124H131V123ZM152 122V123H151ZM180 124H179V123ZM194 122H195V124H194ZM207 122V123H208ZM213 122V121H212ZM211 122V123H212ZM215 122V121H214ZM213 122V125L212 124H210L212 127L214 126L215 127V123ZM249 122V121H248ZM252 122V121H251ZM251 122H249V123H247V124H249L250 125V127H251V125L253 124V122H252V124H251ZM103 123V124H102ZM155 123V124H154ZM177 123V124H176ZM186 123H188L187 124V126H185L186 125ZM197 123V124H196ZM210 123V122H209ZM231 123V124H232ZM161 124V125H160ZM183 124V125H182ZM206 124V123H205ZM236 123H234L233 125H235ZM247 124H246V127H247ZM91 127H89V126ZM94 127H93V126ZM148 125H149V127H148ZM152 125H153V127H155V128H150V127H152ZM159 127H158V126ZM209 125V126H210ZM88 126V128L91 130V131H89V129H87L86 127ZM111 126V127H110ZM134 126V127H133ZM171 126H172V132H170L171 131ZM174 126H176V128L179 126L180 128H177V129H175L174 128ZM199 126V125H198ZM210 126V127H211ZM253 126H254V124H253ZM84 127V128H83ZM101 127V128H100ZM186 128V129H184V128ZM232 127H234V126H232ZM232 127H231V130H233L232 129ZM245 127V128H246ZM260 127H262V129L260 128ZM259 127V129H260V131L261 132H259V129L258 128H256L255 129V131H254V128L252 127V129L250 130V131H248L247 132V135L248 134H250L249 132H252L250 135H251V137L252 136H254V137H252L253 139H254V141H255V139H259V141H260V144H259V146L260 145H262V144H264L263 142H264V132H263V130H264V127L263 126H260ZM42 128V129H43ZM93 128V129H92ZM100 128V129H99ZM138 128V129H137ZM159 128V129H158ZM164 128H165V130H164ZM168 128H170V130L168 129ZM181 128H183V129H181ZM235 128V127H234ZM237 128V127H236ZM235 128V130H237ZM248 128H249V126H248ZM60 129V130H59ZM87 129V130H86ZM95 129V130H94ZM114 129V130H113ZM141 129V130H140ZM166 129H168V130H166ZM178 129H179V131H178ZM196 129H197V131H196ZM243 129V128H242ZM241 129V131L242 132H240V130L238 129V133L237 134H239V133H243L242 135L241 134H239L241 137H244L245 135H246V133H244V131L246 130V129H244V130H242ZM48 130H50V129H48ZM59 130V131H58ZM95 131V132H93V131ZM145 130V131H146ZM162 130H164V131H162ZM231 130L229 131L230 133H231ZM249 130V129H248ZM257 130V131H256ZM106 131V132H105ZM167 131V134L168 135H170L169 137H166V132ZM209 131V130H208ZM234 131V130H233ZM247 131V130H246ZM61 132V133H60ZM86 134L87 133V135H85V136H82V135H84V133ZM92 132V133H91ZM97 132V134H95ZM124 132V133H123ZM154 131H152V133H153ZM188 132V131H187ZM186 132V133H187ZM228 132V133H229ZM235 132V131H234ZM253 132H256L254 135H253ZM258 132L260 133V135L262 136H257L256 134H258ZM263 132V133H262ZM60 133V134H59ZM63 133H65V134H63ZM83 133V134H82ZM94 133V134H93ZM109 135H108V134ZM116 133H118V134H116ZM165 133V134H164ZM227 133V134H228ZM236 133H233V135H235ZM122 134V135H121ZM154 135H156L155 134V132L153 133ZM152 134V138H151V141H153L154 140V135ZM232 134V133H231ZM245 134V135H244ZM263 134V135H262ZM79 135V136H80ZM107 135V136H106ZM117 135V136H116ZM167 135V136H168ZM255 135H256V137H255ZM55 138H54V137ZM181 136H184V135H180L179 136V138H182ZM231 137H232V135H230ZM59 137V138H58ZM68 137V138H67ZM174 137H176V136H174V134H173V137L172 138H170V140L171 139H173ZM231 137H229V138H231ZM234 138H235V136H233ZM251 137H249L250 139H248V136L245 138L246 140L248 139V142L247 141H244L243 140V142L242 143H240L241 145H240V147H241V152L244 154V156H245V154H248L247 156H250L249 157V159H247V161H249L250 162V165H252L253 167V170H252V168H250L251 169V171L253 172V175L255 174L256 175V173H258V175L259 176H257V177H255V178H258V180L260 181H258L257 180V183H260L261 185L262 184H264V175L262 174L263 172H264V154H262V153H264V146L262 147V146H255V147H259V148H261L262 150H260L259 148H258V150L254 147V149H256L257 150V152L253 149V151H252V153H253V155H250V153H251V150H250V148H252V145H254L253 143H252V145H251V141H252V139H251ZM61 138H62V140H61ZM79 138V139H80ZM95 138V137H94ZM97 138V137H96ZM98 138V139H99ZM236 138H238L237 140H239L240 138L238 137V135L236 136ZM235 138V139H236ZM111 139H112V137H111ZM163 139V138H162ZM232 139V138H231ZM230 139V140H231ZM241 139H243V138H241ZM226 140V139H225ZM234 140V139H233ZM251 140V141H250ZM56 141H57V143H56ZM62 141H64V142H62ZM121 141V142H122ZM160 141V140H159ZM158 141V142H159ZM227 141H228V137H227ZM232 141V140H231ZM239 141H242V140H239ZM249 141H250V143H249ZM258 141V140H257ZM62 142V143H61ZM156 140H154V142H153V145H154V143L156 144ZM157 142V143H158ZM233 142L234 141H232V145H233ZM61 143V144H60ZM67 143H68V141H67ZM79 143H81V141H79L78 142V145H79ZM228 143V142H227ZM231 143V142H230ZM229 143V144H230ZM246 143H247V145H246ZM259 143V142H258ZM237 144H239V143H237ZM243 144V145H242ZM42 145H44V146H46L47 145V142L46 143H44V144H42ZM41 145V146H42ZM152 145V144H151ZM247 147H245V146ZM250 145H251V147H250ZM55 146H58V148H55ZM231 146V145H230ZM237 146V145H236ZM239 146V145H238ZM244 146V147H243ZM62 147V145L60 146V148ZM67 147V146H66ZM234 147V146H233ZM63 148H65V147H63ZM80 147L78 146V149H79ZM232 148V147H231ZM235 148V147H234ZM233 148V149H234ZM244 148V149H243ZM62 149V148H61ZM81 149V148H80ZM229 149H230V147H229ZM62 151V153L60 152V151ZM260 150V151H259ZM51 151V152H52ZM231 151V150H230ZM234 151V150H233ZM236 151L237 152H239L238 151V149L236 148ZM76 154H79V152L80 151H78V152H76V149H75V151H74ZM245 152V153H244ZM254 152H256V153H254ZM261 152V153H260ZM240 153V152H239ZM238 153V154H239ZM251 153V154H252ZM75 154V155H76ZM233 154H235L234 152H233ZM232 154V155H233ZM241 154V153H240ZM239 154V155H240ZM55 155H56V153H55ZM237 155V154H236ZM84 156H87V157H85L84 158V160L82 159ZM82 155L81 156V160H83L82 162H83V164L86 162V160L88 159V154L86 155ZM230 156H231V154L229 155V157H227L226 159H230ZM234 156V155H233ZM238 156V155H237ZM257 156H260L258 159H257ZM1 157H3V154L0 152V197H2L1 199H2V202L0 203V214H1V217H0V229H4L5 231V235L6 236H10L11 238H8L9 240H11V239H13V243H9L10 241L7 239V237L5 238V239H7V241H8V243L13 247V245H14V247H18V252H21V254H18V256H22V254L24 255V253H27V252H24V253H22L24 250L25 251H28V249L30 250V248H28L29 246H31V250H34V255L33 256H31V258L33 259L32 260V262H33V264L35 263L34 262V259L36 260V258H35V249L37 248L38 249V252L40 251L39 249H40V246L39 245H42V248L44 247L43 245H44V243H45V245H46V243L48 244V242L49 243H51V242H53L55 239H58V235L55 233L57 230H53L54 228H52V230L54 231V232H52V231H50L51 233V237L50 236H48V235H46V234H48L49 232H46V228L48 229V227H47V219H49V217L47 218L46 217V221L43 219L42 221L44 222H46V223H43L44 224V226H45V228L43 227V224H42V221H41V223H39L38 225H40V226H42L43 228H44V230L43 229H41V230H38L39 228H40V226L38 227V225H37V229H34L35 231L33 232V230H31L30 228V231H32L30 234L31 235H29V236H31V237H29V242H28V240H23V238H22V235L21 234H23V233H25V231L28 229V227L29 226H27L28 224H30L29 223V221H28V219H27V217L25 218V215H26V211L23 213V212H21V214H20V211H19V209H20V206H19V208L18 207H16L15 208V206L14 207H11L12 206V201H14L15 199L17 200L18 198H14V196H13V199H12V195H14V192H13V190L12 189H7V185H8V183L9 182H11V180H15V182H18V183H22L21 184V187H19V188H21L20 190H21V193L20 194H22L23 195V193L25 192V190H26V192L24 193V195H23V197L25 196V194L27 193V191H30V196L31 197H29L30 199H29V201L28 202H25V200H23L24 202H25V204L26 203H29L30 201L31 202H33V200L35 199L36 200V206H34L35 208H37L38 207V210H40L41 211V209L42 210H44V206H45V197L43 198L42 197V194L44 195V193H42L43 191H40L41 189L37 186V185H35V184H37V183H33L32 185H28L29 184V181H28V179H26V178H23V176L21 177H15L13 174H12V170H10L11 168H9L8 167V165H7V163H4L5 161L3 160V158H1ZM243 157V156H242ZM252 157H255L256 159H254V158H252ZM64 158H66L65 156H64ZM232 158H235V157H232ZM237 158H239V157H236V159ZM246 158V157H245ZM245 158H244V161H245ZM230 160H232V159H230ZM229 160V161H230ZM241 160H242V158H241ZM256 160H258V161H256ZM62 161H63V159H62ZM64 161H65V159H64ZM63 161V162H64ZM246 161V162H247ZM81 162V161H80ZM82 162H81V164L80 163H77V164H80L81 166H83V164H82ZM232 162H235V161H232ZM245 162V163H246ZM249 162H247V164L249 163ZM260 162V164H256V163H259ZM4 163V164H3ZM92 163V162H91ZM246 164V165H247ZM257 166L256 168H255V166ZM262 164V165H261ZM79 165V166H80ZM10 166V165H9ZM77 166V165H76ZM87 166H88V164H87ZM249 166V165H248ZM262 166V167H261ZM251 167V166H250ZM261 167V169H257V168H260ZM77 168H78V166H77ZM76 168V169H77ZM246 169H247V167H245ZM263 169V170H262ZM256 170V171H255ZM261 170V171H260ZM250 171V172H251ZM254 171H255V173H254ZM251 172V173H252ZM13 175V176H12ZM163 179V180H162ZM161 180L164 182L165 180H164V178H161ZM260 184H258V185H260ZM4 185H5V187H6V189H4ZM28 186V188H27V186ZM174 186H172V187H174L173 189H176V192L178 193V194H180V193H182V187L181 186H179L181 189L179 190V188L177 187L179 184H173ZM176 185V186H175ZM260 185V186H261ZM34 187V188H33ZM236 187H238V186H236ZM235 187V189L234 190H236V189H239V188H236ZM264 187V186H263ZM36 188V189H35ZM2 189V190H1ZM16 189H18V187L16 188ZM35 189V190H34ZM40 189V190H39ZM170 189V188H169ZM261 189V188H260ZM5 190H6V192H5ZM233 190V193L235 192L236 193V191H234ZM262 193L264 192V189L262 188ZM15 191H17V190H15ZM34 193H36V194H38V195H33V192ZM38 191V192H37ZM77 191V190H76ZM178 191H180V193L178 192ZM18 193H17V195H19V190L17 191ZM23 192V193H22ZM238 192H239V190H238ZM241 192H243V191H241ZM4 193V194H3ZM244 193V192H243ZM247 193V192H246ZM27 194H29V192L27 193ZM41 196H40V195ZM258 194V193H257ZM17 195H15V197L17 196ZM235 194H233V196H234ZM238 195V198H242L243 196H242V194H240V197H239V194H237ZM246 195V194H245ZM26 196H29V195H26ZM34 196H36V197H38V196H40L39 198H41V199H36ZM242 196V197H241ZM256 196V195H255ZM258 196H261V195H259L258 194ZM235 197V196H234ZM233 197V198H234ZM237 197V196H236ZM254 197V196H253ZM262 197H263V195H262ZM20 198V197H19ZM245 198V197H244ZM247 198V199H246ZM245 199H243V200H245V201H247V200H249V198H251V197H246ZM261 202L264 200L263 198H259V197H257ZM6 199V200H5ZM21 199H22V196H21ZM204 199H205V197H204ZM203 199V200H204ZM242 199H240L241 201H242ZM262 199V200H261ZM41 200V201H40ZM44 200V201H43ZM205 200H207V198L205 199ZM204 200V201H205ZM237 200L238 199H236V202H237ZM254 200V199H253ZM253 200H252V202H253ZM257 200V199H256ZM258 200V201H259ZM1 201V200H0ZM19 201V200H18ZM18 201H17V203L16 204H18ZM38 201V202H37ZM203 201V202H204ZM257 201V202H258ZM22 202V201H21ZM24 202H22V205H23V203ZM40 202V203H39ZM207 202H208V200H207ZM238 202H239V200H238ZM243 202V204H240V208L239 209H237V211L238 210H240V211H243L245 214H243V213H241V212H239V214L241 213L242 214V217L241 218H243L242 220L244 221V224H247V223H249V224H247V225H252L254 222H255V219L257 218V214L259 213L258 211L256 212L255 210V208H257V206L253 209L252 208V204H254L255 202H253L252 204H251V200H250V203H249V209L247 208V206H245V205H247V204H245L244 203V201H242ZM209 206H211V207H209V209L211 208V210H213L212 211V213H214L213 215H214V218H213V222L212 223H214V224H216L217 223V225L219 224V220L221 221L220 222V227H216V228H214V226H216V225H214V224H212L211 226L209 225L208 227H207V229H205L204 230V232L205 233H203V231L201 230V232H200V230L198 231L199 233H198V236H195V235H197L195 232V235H193V237L194 238H199V240L200 239H206L205 237H203V236H205L208 232L210 233H212V234H210L211 235V237H208V235H206V237H208L209 239H212L213 237H214V239H219V241H221L220 240V238H227V240H226V243H225V240H223L222 239V241H221V244H222V246H221V244H218L217 243V240L215 241V243L216 244H218V245H220L221 247H228V250L229 251H226V253H227V256L228 257H232L233 256V258H234V260H233V262L234 263H236V264H241V258H242V254L240 253L241 251H240V249L237 247V243H238V241H237V239H236V237H237V232H239L238 230L240 229L239 228V226L237 225H234V224H232L231 223V221H230V219L229 218H226V216L223 214V212H221V211H218L217 209H216V207H215V204L213 203V199H209ZM263 203H264V201H263ZM261 204V205H264V204ZM11 204V205H10ZM34 204V202L32 203V205ZM238 204V203H237ZM258 204H260V203H258ZM18 205H20V204H18ZM17 205V206H18ZM28 205H30V203L28 204ZM31 205V206H32ZM37 205H40V207L39 206H37ZM239 205V204H238ZM260 205V206H261ZM10 206V207H9ZM23 206H25V205H23ZM22 206V207H23ZM43 206V207H42ZM21 207V208H22ZM191 207H196V206H192V205H189L188 207H187V211L189 212L190 211V208ZM245 207V208H244ZM13 210H12V209ZM14 208H15V210H14ZM27 208V207H26ZM40 208V209H39ZM45 208H46V206H45ZM193 208H191L192 210H193ZM30 209V208H29ZM28 209V210H29ZM195 209V208H194ZM196 209L198 210V207H196ZM195 209V210H196ZM242 209V210H241ZM261 209H263L264 210V207H262ZM260 209V210H261ZM21 210V209H20ZM23 210H26L25 208L23 209ZM32 209H30V211H31ZM135 210V211H134ZM191 210V211H192ZM195 210H193L191 213L193 214V212H195ZM257 210H259V207H258V209ZM40 211H39V213H40ZM132 211H134V213L133 214H136L137 215V213L138 212H140V213H138V215L139 216H141V215H144L145 213L147 214V212H145L144 213V210H139V209H132ZM138 211V212H137ZM29 212V211H28ZM31 212H33V210L31 211ZM35 212H37V211H35ZM42 212V211H41ZM143 214H142V213ZM254 214V213H256V214H252V213ZM38 213V212H37ZM164 213H165V217H164ZM163 213V215L161 214V216H160V218H161V220H163V222L165 221H167V220H169L170 219V217H171V215H169L170 214V212H169V214L167 213V212H164ZM200 213V212H199ZM198 211H197V214H196V212L194 213V215H195V217H193V216H191V214L189 215V214H186V213H184V214H182V215H177V217L178 216H181L182 218L184 217V216H187V218L188 217H190V218H188L189 220H193V218H196L197 216H199L198 214ZM249 213H250V215H249ZM28 214H30V213H28ZM28 214H27V216H28ZM33 214H34V212H33ZM43 214V213H42ZM145 214V215H146ZM157 213H155V216H154V218L156 217V218H158L159 216L158 215H156ZM22 215H24L23 217H24V220H22L21 218H23V217H21ZM31 215H32V213H31ZM30 215V216H31ZM40 215V214H39ZM167 215V216H166ZM12 216H14V217H12ZM29 216V217H30ZM36 216H37V214H36ZM169 216V217H168ZM250 216V217H249ZM254 216H255V218H254ZM8 217V218H7ZM132 217V216H131ZM168 217V218H167ZM181 217H179V219L181 218ZM254 218V220H253V218ZM262 217V216H261ZM7 218V219H6ZM14 218V219H13ZM19 218V219H18ZM163 218V219H162ZM167 218V219H166ZM185 218V217H184ZM262 218H263V220H262ZM262 218H257V220H256V223H257V221L259 220V226L260 227H263L264 225H261V224H264V216L262 217ZM25 219L27 220V221H25ZM129 218H127V220H128ZM166 219V220H165ZM172 219H175L174 221H177L176 219H178V218H172L171 217V221L169 220V221H167V223H165L164 222V224L162 225V226H164V227H166V229H168V228H170V225H172V224H174L173 222V220ZM187 219V220H188ZM216 219H217V221H216ZM219 219V220H218ZM261 219V220H260ZM18 220V221H17ZM21 220V221H20ZM50 220V219H49ZM161 220H159V221H161ZM183 219H181V221H182ZM184 220H186V219H184ZM214 220H215V222H214ZM25 221V222H24ZM31 221L33 222V219L31 218ZM30 221V222H31ZM223 221V222H222ZM12 222V223H11ZM23 223L24 224V226L21 224V223ZM50 222V221H49ZM126 222V221H125ZM162 222V221H161ZM162 222V223H163ZM170 222V223H169ZM177 222H179L180 223V221L178 220ZM210 222V223H211ZM25 223H26V225H25ZM160 223V222H159ZM172 223V224H171ZM182 223V222H181ZM53 224V222H51V224H49L48 223V226L50 225H52ZM122 224H124V225H126V223H122ZM161 224V223H160ZM167 224H170V225H168V227L166 226ZM176 222H175V224L173 225L174 226V228L172 227V229H170V230H176V229H178V228H176L177 226H179L178 224H177V226H176ZM183 224H184V222H183ZM223 224V225H222ZM182 225V224H181ZM181 225H180V229H181ZM25 226H26V229H25ZM128 226V225H127ZM127 226H125L126 228H127ZM41 227V228H42ZM182 227H183V225H182ZM213 227V229L211 230V228ZM50 228V227H49ZM218 228H221V230H219ZM223 228V229H222ZM264 228V227H263ZM24 231H23V230ZM214 229H216L217 231H218V233H216L215 232V230ZM238 229V230H237ZM1 230V231H2ZM6 230L9 232H6ZM18 230V231H17ZM49 230H51V228L49 229ZM58 230H60L59 228H58ZM169 230V229H168ZM48 231V230H47ZM220 231V232H219ZM27 232H29V231H27ZM46 232V233H45ZM191 232H193V231H191ZM213 232H214V234H213ZM224 232H226L227 234H229V232H230V234H232V235H234V233H235V236H232V235H230L229 234V238H228V236H227V234H225ZM232 232V233H231ZM240 232H241V230H240ZM58 233H59V231H58ZM194 233H192V234H194ZM221 234V236H220V234ZM1 234V233H0ZM3 234V233H2ZM1 234V235H2ZM14 234V235H13ZM57 235V238H55V235ZM199 234H201L200 236H199ZM202 234H204V235H202ZM217 234H219L218 236H217ZM225 234V235H224ZM237 234V235H236ZM5 235H3V236H5ZM46 235V236H45ZM8 236V237H9ZM217 238H216V237ZM54 239H53V238ZM120 237H122V236H120ZM119 237V240L121 239ZM125 237V236H124ZM124 237H122V239L120 240V242L122 243V242H125L126 240H128V239H125ZM235 237V238H234ZM44 238V239H43ZM23 240V241H22ZM122 240H124V241H122ZM208 240V239H207ZM204 241V240H203ZM12 242V241H11ZM16 242V243H15ZM28 242V243H27ZM37 242V243H36ZM55 242V241H54ZM222 242H224V243H222ZM202 243V242H201ZM56 244V243H55ZM55 244H51L52 245V248H53V246L55 245ZM224 244H225V246H224ZM226 244H228V245H226ZM237 244V245H236ZM8 245V244H7ZM15 245H17V246H15ZM49 245V244H48ZM48 245H47V247H48ZM20 246V247H19ZM22 246V247H21ZM27 246V248H24V247H26ZM38 246V247H37ZM59 246V245H58ZM57 246V247H58ZM123 246V245H122ZM122 246H120V248L119 249H121L122 248ZM230 246V247H229ZM33 247V248H32ZM46 247V248H47ZM226 247V248H227ZM10 248V247H9ZM19 248L21 249V251H19ZM45 248V251L47 250ZM49 248V247H48ZM55 248H56V246H55ZM229 248H231V250L229 249ZM22 249H24V250H22ZM60 249H62V248H60ZM60 249H59V251H60ZM13 250H14V248H13ZM43 250H44V248H43ZM42 250V251H43ZM53 251V249H50V253ZM57 250V249H56ZM63 250V249H62ZM69 250V251H68ZM67 251H68V257H66V256H64V260L66 261L65 263H64V261L62 262V264H72L73 262H72V259L73 260H75L73 257L74 256H76L75 254L76 253H78L77 252V250H74L73 252H71V250L72 249H68ZM108 250V249H107ZM106 250V251H107ZM226 250V249H225ZM240 252H239V251ZM14 251H16V250H14ZM42 251L40 252V254L42 253ZM59 251H58V253H59ZM76 251V252H75ZM232 252V254H230V253H228V252ZM31 252V251H30ZM29 251H28V253L29 254H31ZM65 252V251H64ZM238 252L240 253V255L241 256H239V254H238ZM27 253V254H28ZM46 253V252H45ZM49 253V252H48ZM122 252H120L119 253V250H118V254H120L119 256L120 257H123V259H125L126 258V255H123V254H121ZM36 254H37V252H36ZM47 254V253H46ZM52 255H54V256H52V257H56V260H57V257L58 256H56V254H54V251H53V253H51ZM125 254V253H124ZM231 256H230V255ZM235 254V255H234ZM50 255V254H49ZM48 255V256H49ZM58 255V254H57ZM61 255H62V253H61ZM39 256H41V255H39V253H38V257ZM59 256H60V254H59ZM73 256V257H72ZM238 256V257H237ZM42 257V256H41ZM77 257V256H76ZM50 258V257H49ZM67 258V259H66ZM69 258V259H68ZM38 259V258H37ZM43 259H47L46 260V262H45V260H44V262L46 263V264H48V262H50L49 264H51L52 262L51 261H53V264L54 263H56L55 262V259L53 260L52 258H50V259H52L51 261H48V260H50V259H48L47 257H46V255L45 256H43ZM42 259V260H43ZM61 259V256L59 257V259L58 260H60ZM236 259V260H235ZM39 260V259H38ZM37 260V261H38ZM239 260H240V262H239ZM62 261V260H61ZM237 261H238V263H237ZM42 262V261H41ZM232 262V264H234ZM59 263H60V261H59ZM75 263V262H74ZM73 263V264H74ZM1 264V263H0ZM56 264H58V263H56Z\"/></svg>","mask_w":264,"mask_h":264}]
</instances>
